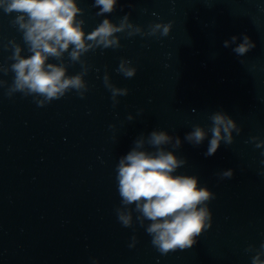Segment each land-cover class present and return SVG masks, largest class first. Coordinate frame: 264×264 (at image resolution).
Masks as SVG:
<instances>
[{
    "label": "water",
    "instance_id": "obj_1",
    "mask_svg": "<svg viewBox=\"0 0 264 264\" xmlns=\"http://www.w3.org/2000/svg\"><path fill=\"white\" fill-rule=\"evenodd\" d=\"M77 3L89 32L104 17L93 0ZM126 13L145 30L150 22L171 21L170 32L117 33L119 48L86 53L83 98L71 91L38 107L31 96L8 98L0 88V264H92L93 258L98 264H251L244 249L264 241V146L250 141L264 140V0H118L108 18L119 23ZM12 18L0 9L3 65L12 63L11 48H4L10 39L30 55ZM241 33L255 47L237 57L223 41ZM121 58L136 68L132 78L116 71ZM63 62L68 75L81 71L67 53ZM105 72L128 89L115 106ZM12 75L0 72V79L11 83ZM216 110L241 131L206 157L207 138L199 146L183 138L193 124L207 129ZM153 129L181 138L174 151L187 163L175 174L196 175L215 194L210 226L192 247L166 255L143 227H123L115 213L118 158ZM229 168L232 177L220 179L217 173ZM133 234L137 242L129 247Z\"/></svg>",
    "mask_w": 264,
    "mask_h": 264
},
{
    "label": "clouds",
    "instance_id": "obj_2",
    "mask_svg": "<svg viewBox=\"0 0 264 264\" xmlns=\"http://www.w3.org/2000/svg\"><path fill=\"white\" fill-rule=\"evenodd\" d=\"M117 2L93 0V7L98 9L96 15L104 18L93 30L85 32L83 9L78 6L77 0H0V9L12 15L10 23L22 34L23 45L30 53L22 55V46L15 39H10L4 45L6 49L11 48L8 59L12 63L0 64V72L13 74L11 83L0 79L4 94L8 98L15 93L31 96L38 107L58 100L71 91L83 98L88 90L83 79L88 66L82 57L90 50L119 48L117 33L127 37L168 36L171 21L150 22L145 30L133 24L126 13L119 23H113L108 14L115 10ZM223 46L230 47L237 57H243L255 47V42L247 34L241 33L225 39ZM65 53L72 63L80 64L81 71L67 74L63 62ZM50 58L58 62H50ZM116 71L125 78H132L136 68L131 61L121 58ZM103 83L111 92L113 106L119 103L118 96L128 94L126 87H117L111 82L107 72L103 76ZM208 118L211 124L207 129L193 124L183 138L184 142L193 146L201 145L207 138L206 157L214 155L222 141L230 145L233 132L238 135L241 131L234 119L223 110L213 111ZM127 119L131 121L133 116L129 114ZM250 141L255 142L256 148L264 146V140L256 136L250 137ZM181 144L178 135L164 129H153L147 135L141 133L130 150L118 158L115 166L120 197V205L115 208L118 222L126 228H134V225L143 227L151 237L152 246L161 255L192 247L196 237L211 224L208 202L215 198V194L206 186H200L196 175L175 174L178 168L187 163L185 157L176 155L174 151ZM261 155L264 156V151ZM260 163L264 164V160ZM260 174L264 175V170ZM217 175L220 179L231 178L233 170L223 169ZM133 213L136 214L135 221ZM136 242L133 234L128 246L134 247ZM244 251L252 254L251 264H264V241L260 242L258 248L249 244ZM92 264H98V261L93 258Z\"/></svg>",
    "mask_w": 264,
    "mask_h": 264
}]
</instances>
